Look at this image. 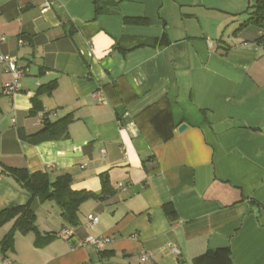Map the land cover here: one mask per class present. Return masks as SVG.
<instances>
[{"label":"crops","instance_id":"1","mask_svg":"<svg viewBox=\"0 0 264 264\" xmlns=\"http://www.w3.org/2000/svg\"><path fill=\"white\" fill-rule=\"evenodd\" d=\"M256 3L0 0L1 50L26 69L9 96L0 64V210L31 203L37 216L7 252L15 220L0 226V264H264V44L242 27ZM67 115L66 138L19 136ZM10 167L96 193L104 173L115 193L83 202L73 226ZM89 236L112 241L80 245Z\"/></svg>","mask_w":264,"mask_h":264},{"label":"trees","instance_id":"2","mask_svg":"<svg viewBox=\"0 0 264 264\" xmlns=\"http://www.w3.org/2000/svg\"><path fill=\"white\" fill-rule=\"evenodd\" d=\"M255 11L246 20L242 27L255 24L264 27V0H257ZM241 27V28H242ZM154 45V43H142L139 46ZM56 82H50L39 88L37 94H51L56 88ZM72 121V116L67 115L56 121H45L44 127L37 133L28 135L24 129H19V136L26 141L37 144L46 140H58L68 136V126ZM12 174L28 189L33 196H37L41 202L54 201L61 209L62 216L71 225H78V210L83 202L90 198L104 199L107 195L114 194L115 191L109 183L107 174L102 173V190L99 193L88 190H76L72 186V177L68 173H63L52 179L49 173L36 171L29 173L25 168H12ZM166 211L171 212V207L166 205ZM37 216L31 207V203L26 205H16L0 210V226L8 221L15 220L12 230L5 235L1 241L3 252L13 248L15 233L20 231L28 233L36 231ZM47 238H40L36 241L37 246L46 244Z\"/></svg>","mask_w":264,"mask_h":264},{"label":"built area","instance_id":"3","mask_svg":"<svg viewBox=\"0 0 264 264\" xmlns=\"http://www.w3.org/2000/svg\"><path fill=\"white\" fill-rule=\"evenodd\" d=\"M48 4V3H47ZM6 37L3 35H0V64L3 66L4 71L9 75L10 80L6 83L4 87V92L6 95L14 96L20 88V80L25 75L26 69L18 64V59L15 56H10L2 52L1 50V44L5 41ZM261 41L264 44V27L261 30ZM22 43L23 41L20 40ZM94 97L100 101H104L105 97L101 95L100 93L94 94ZM15 121V120H14ZM2 131V128L0 126V132ZM3 174V169L0 167V177ZM99 217L95 216L93 214H90L88 216V223L90 226H94L98 223ZM72 234V231L68 228L61 231V235L64 238H68ZM112 239L109 236H89L83 241H81L80 245L86 246V245H93L97 247L98 249L103 248L106 244L111 242ZM173 252L177 255L180 254V250L174 246ZM153 257L152 252L145 251L142 254V258L144 260H147L149 258Z\"/></svg>","mask_w":264,"mask_h":264},{"label":"water","instance_id":"4","mask_svg":"<svg viewBox=\"0 0 264 264\" xmlns=\"http://www.w3.org/2000/svg\"><path fill=\"white\" fill-rule=\"evenodd\" d=\"M187 124L186 123H183V124H181L180 126H179V128H178V131L179 132H182V131H184L186 128H187Z\"/></svg>","mask_w":264,"mask_h":264}]
</instances>
